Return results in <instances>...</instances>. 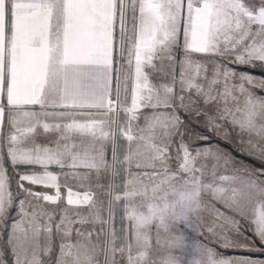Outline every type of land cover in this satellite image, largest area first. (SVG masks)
Masks as SVG:
<instances>
[{"label":"snow or ice","instance_id":"1","mask_svg":"<svg viewBox=\"0 0 264 264\" xmlns=\"http://www.w3.org/2000/svg\"><path fill=\"white\" fill-rule=\"evenodd\" d=\"M186 251L264 264V0H0V264Z\"/></svg>","mask_w":264,"mask_h":264},{"label":"rangeland","instance_id":"2","mask_svg":"<svg viewBox=\"0 0 264 264\" xmlns=\"http://www.w3.org/2000/svg\"><path fill=\"white\" fill-rule=\"evenodd\" d=\"M241 70H246V69H241ZM247 70H249V71H253V73H254L255 75H258V76L261 74V73H258V72H257L258 69H256V70H250V69H247ZM258 71H259V70H258ZM259 72H260V71H259ZM207 144H211L213 147H215L217 144H219L222 148L230 149V145L226 144L224 140L218 139V138H216V137H213L210 141L204 142V146H206ZM241 159H242L243 162H245L246 164L253 165V166H255V167H260V165H255V164H253V163H251V162H249V161H246V160L243 159V158H241ZM256 162H257V161H256ZM53 170H55V171H59V169H53ZM36 190H37V191H40V190H42V189H38V188H36ZM206 199H209V197H206ZM216 206H217L218 208H220L221 211H226V209H224L222 205L217 204ZM121 215H122V211H121ZM204 216H205V220H206V222H210V221H211V217H209L206 213L204 214ZM115 224H116L117 227H119V218H118V217H117V219H116V221H115ZM205 235H208V234L205 232ZM195 239H196L195 234H193V233H189V234H188V241H189V242H193V241H195ZM201 239H203V238L201 237ZM209 243H211V242H209ZM211 246H214V247H217V248L219 247L218 245H214V244L211 245ZM183 255H184V261H183V264H187V260L190 259L189 252L186 251ZM250 255H253L254 258L264 259V256H259V257H257V254H250Z\"/></svg>","mask_w":264,"mask_h":264},{"label":"clouds","instance_id":"3","mask_svg":"<svg viewBox=\"0 0 264 264\" xmlns=\"http://www.w3.org/2000/svg\"><path fill=\"white\" fill-rule=\"evenodd\" d=\"M177 246L178 245L174 244V247H177ZM165 264H179V261L175 255L169 252L165 258ZM195 264H214V261L211 259H208L206 256L198 255L195 260Z\"/></svg>","mask_w":264,"mask_h":264},{"label":"trees","instance_id":"4","mask_svg":"<svg viewBox=\"0 0 264 264\" xmlns=\"http://www.w3.org/2000/svg\"><path fill=\"white\" fill-rule=\"evenodd\" d=\"M250 70H251V69H250ZM257 72L260 73L258 70H257ZM236 155H238V153H237ZM242 158L245 159L246 161H249V162L255 164V165H259L258 162H256L255 160H253V159L250 158V157L244 156V157H242Z\"/></svg>","mask_w":264,"mask_h":264},{"label":"crops","instance_id":"5","mask_svg":"<svg viewBox=\"0 0 264 264\" xmlns=\"http://www.w3.org/2000/svg\"><path fill=\"white\" fill-rule=\"evenodd\" d=\"M55 171V170H54ZM38 189H41V188H38ZM42 190H44V189H42ZM42 190H40V191H42Z\"/></svg>","mask_w":264,"mask_h":264}]
</instances>
